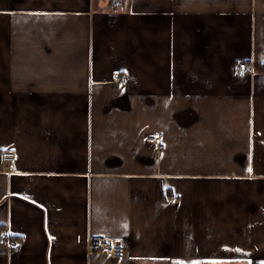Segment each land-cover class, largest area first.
Instances as JSON below:
<instances>
[{
    "label": "crops",
    "instance_id": "crops-1",
    "mask_svg": "<svg viewBox=\"0 0 264 264\" xmlns=\"http://www.w3.org/2000/svg\"><path fill=\"white\" fill-rule=\"evenodd\" d=\"M9 147L0 264H264V0H0Z\"/></svg>",
    "mask_w": 264,
    "mask_h": 264
},
{
    "label": "built area",
    "instance_id": "built-area-1",
    "mask_svg": "<svg viewBox=\"0 0 264 264\" xmlns=\"http://www.w3.org/2000/svg\"><path fill=\"white\" fill-rule=\"evenodd\" d=\"M236 73L239 75H244L248 72V64L244 60H240L236 63ZM119 80V79H118ZM147 139L152 142L154 146H160L161 135L158 133H150ZM16 157V148L9 147L2 149L0 151V162H12ZM167 199L171 202H176L180 200V196L173 194L169 195ZM0 239L3 241H8L10 239L9 234L4 230H0ZM89 247L93 250H98L104 252L112 257H119L123 253L122 245L119 241L108 236H91L89 238Z\"/></svg>",
    "mask_w": 264,
    "mask_h": 264
},
{
    "label": "trees",
    "instance_id": "trees-1",
    "mask_svg": "<svg viewBox=\"0 0 264 264\" xmlns=\"http://www.w3.org/2000/svg\"><path fill=\"white\" fill-rule=\"evenodd\" d=\"M112 2H113V0H112Z\"/></svg>",
    "mask_w": 264,
    "mask_h": 264
}]
</instances>
